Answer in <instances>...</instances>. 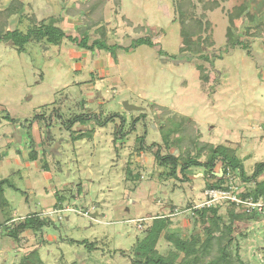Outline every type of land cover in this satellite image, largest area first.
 <instances>
[{"label":"rangeland","instance_id":"obj_1","mask_svg":"<svg viewBox=\"0 0 264 264\" xmlns=\"http://www.w3.org/2000/svg\"><path fill=\"white\" fill-rule=\"evenodd\" d=\"M11 1L0 0V11ZM16 1L23 9L8 17V29L25 32L33 18L52 21L67 35H83L90 0ZM179 1L106 0L101 24L115 57L68 39L59 45L29 41L21 52L11 41H0V179L16 188L5 186L4 213L16 222L34 212L47 222L38 232L24 231L19 245L0 228V264H24L26 256L35 264H132L146 227L159 215L168 216L169 229L182 236L202 234L192 218L171 210L199 202L206 178L215 177L203 166L189 168L185 178L180 172V178L166 177L153 153L140 150L141 143L163 146L167 117L190 120L184 142L190 135L198 143L236 150L247 176L264 162V31L260 36L254 31L264 20V0H191L204 24L198 44L205 57L197 52L190 58L179 52ZM208 1L215 6L205 10ZM87 33L90 41L99 36L94 28ZM145 36L153 46H131ZM80 111L92 121L73 129L94 133L74 141L62 123ZM7 112L20 122L4 119ZM35 114L43 117L26 129L25 119ZM112 114L106 123H95L96 116L105 121ZM27 132L37 146L35 161L28 159ZM188 149L194 156L196 146ZM185 150L169 151L182 162ZM220 166L217 162L213 172ZM234 178L241 189L252 185ZM232 223L241 258L264 264L261 223L245 218ZM169 247L161 236L158 250L166 253Z\"/></svg>","mask_w":264,"mask_h":264},{"label":"trees","instance_id":"obj_2","mask_svg":"<svg viewBox=\"0 0 264 264\" xmlns=\"http://www.w3.org/2000/svg\"><path fill=\"white\" fill-rule=\"evenodd\" d=\"M116 1L119 2L120 0ZM105 2L106 0H90V2H88V8H85L88 12L87 14L84 12L87 21L84 28L81 30L83 35L74 37L67 35L62 28L54 25L52 21H50V23H46L43 20L36 22L33 18H31L32 25L28 27L25 32L17 28L8 29V17L12 14L21 12L23 9L22 2L12 0L5 9L0 11V41H11L14 48L18 52H21L25 49V45L29 41H45L48 44L59 45L64 39H68L69 41L75 42L81 48L90 51L105 50L110 53V48L114 45L107 43L105 38V27L101 24V12ZM194 6L195 4H193L191 0H182L177 3V12L180 22L179 33L182 39L179 52L189 53L187 54L188 58L192 57L193 54L197 52L200 53L202 49L198 41L201 40V32L204 30V24L200 16H195ZM214 6V2L210 4L209 1L203 4L205 10L213 8ZM91 28H94L95 31L99 33V36L90 41L87 32ZM244 31L248 33L251 29L248 28ZM254 31L257 36L262 34L264 31L263 19L254 25ZM238 43L243 47L245 46L240 40ZM143 44L153 46L151 38L147 36L134 39L131 46ZM110 54L112 55V53ZM200 55L205 57L203 56L205 54L200 53ZM112 56L115 57V55ZM197 68L200 71V78L207 81L208 74L203 69V66L197 65ZM42 115L35 114L32 118L25 119V121L29 123L24 127L30 130L33 122L41 119L43 117ZM113 117L114 115L112 114L103 121L96 116L95 123L97 125H102ZM142 117L144 118V115H142ZM91 118L90 114L80 111L78 115L73 114L67 121L61 123L64 124L65 128L70 130V136L72 140L75 141L84 137L93 136L94 131L92 128L73 129L75 124L85 126L86 121H92ZM139 118L140 117L133 120L134 125ZM4 119L11 122H20L19 119L12 117L8 112L5 113ZM186 119L190 121L184 116H181L179 121L173 117H167L165 123L161 126V128L166 129V133L163 136V146L157 143L143 146L144 143H141L140 150H149L153 153L155 161L160 166L167 169L166 177L180 178V172L185 178L186 170L193 166H203L208 170L209 176L215 177L213 181H210V178L207 177L205 187H217L223 182L222 174L226 171V168H229L232 175L236 174L240 176L244 182L252 184L244 190V195H250L254 198L264 197V178L257 180V177L264 174V162L256 163L252 175L247 176L244 172L242 161L236 155V150L233 148L220 145L216 146L209 142L198 143V139L190 135H186V142H184L185 135L183 131L185 123H189L186 122ZM133 129L134 127H132L130 131ZM47 133L49 135L48 131ZM27 134L30 138L28 159L30 161H35L38 158L37 146L31 132H27ZM172 135L174 136L171 137ZM189 145H191V147L196 146V153L194 156H191L189 153ZM172 147L177 151L183 148L186 149V154L183 158L184 161L180 162V154H173L169 151ZM162 148L167 150V152L164 153ZM202 155L205 156V160H200ZM217 162L221 163L220 169L218 172H213V168ZM44 167L48 169L46 164H44ZM130 176H132L131 173ZM5 186L14 188L8 178L0 179V210L5 219L4 223L0 222V228L4 227L7 233L6 235L19 245L24 240L21 236L24 231L32 230L38 232L47 225V222L44 218L40 217L38 213L34 212L16 222H14L15 220L11 217H6L4 213V207L6 206V198L4 195ZM223 205L227 206L225 212L220 211ZM188 216L194 221L193 227L199 226L201 228L202 234L192 233L182 236L179 232L169 229L171 220L168 216H156L151 224L146 227L145 235L139 240L135 247L132 264H249L241 258L237 250L232 221L234 222V220L238 218H245L259 224L260 216L255 213L243 212L232 203H219L210 207L198 208L194 211L193 215ZM261 233L262 241V237H264L262 226ZM161 236H163L170 245L166 253H161L157 248V243ZM71 242H74V240H71ZM76 242L79 243L80 241ZM233 243L235 249L233 248ZM30 253H35V251L29 252V255ZM23 262L24 264H35L34 261L31 259L29 260L28 256L25 257Z\"/></svg>","mask_w":264,"mask_h":264},{"label":"built area","instance_id":"obj_3","mask_svg":"<svg viewBox=\"0 0 264 264\" xmlns=\"http://www.w3.org/2000/svg\"><path fill=\"white\" fill-rule=\"evenodd\" d=\"M222 184L217 187H205L202 196L196 204H192L187 208L174 207L171 212L173 215L185 213V215H193L194 211L202 207H210L219 203H232L241 211L246 213H255L260 216L259 222L264 232V197L254 198L250 195H244V189L237 184L234 175L229 168L222 174ZM264 244V237H262Z\"/></svg>","mask_w":264,"mask_h":264},{"label":"water","instance_id":"obj_4","mask_svg":"<svg viewBox=\"0 0 264 264\" xmlns=\"http://www.w3.org/2000/svg\"><path fill=\"white\" fill-rule=\"evenodd\" d=\"M125 106L127 108H131L132 107V106H129L128 104H126V103H125ZM0 222L1 223H4L5 222V219H4V216H3L2 212H1V210H0Z\"/></svg>","mask_w":264,"mask_h":264}]
</instances>
